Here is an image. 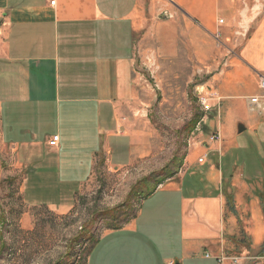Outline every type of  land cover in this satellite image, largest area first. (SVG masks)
<instances>
[{"label":"crops","instance_id":"obj_1","mask_svg":"<svg viewBox=\"0 0 264 264\" xmlns=\"http://www.w3.org/2000/svg\"><path fill=\"white\" fill-rule=\"evenodd\" d=\"M165 15L229 43L202 87L204 169L191 159L91 252L116 236L99 264H152L154 245L177 236L163 264H264V106H249L264 77V0H0V185L18 177L29 206L65 213L97 163H125L148 87L136 46Z\"/></svg>","mask_w":264,"mask_h":264},{"label":"rangeland","instance_id":"obj_2","mask_svg":"<svg viewBox=\"0 0 264 264\" xmlns=\"http://www.w3.org/2000/svg\"><path fill=\"white\" fill-rule=\"evenodd\" d=\"M166 16L149 27L136 46L137 71L148 87L146 105L134 116L135 145L128 146V154L118 155L125 163L121 167L105 160L97 163L65 213L29 206L20 194L19 178L7 177L0 185L5 219L0 222L4 241L0 264H87L92 242L111 228L132 222L157 183H167L164 178L173 172L182 175L191 159L197 171L204 169L197 164L195 150L207 139L199 131L201 123L196 128L194 123L208 114L198 97L210 76L224 67L229 43L215 40L180 15ZM115 237L102 240L88 264H99ZM158 244L151 249L152 264H163V256L177 247V236L167 248Z\"/></svg>","mask_w":264,"mask_h":264},{"label":"built area","instance_id":"obj_3","mask_svg":"<svg viewBox=\"0 0 264 264\" xmlns=\"http://www.w3.org/2000/svg\"><path fill=\"white\" fill-rule=\"evenodd\" d=\"M51 4H53V2ZM219 24H222V21H219ZM214 38H215V40L221 39L220 35L218 33L214 35ZM258 88H259V91L261 94L249 98V106H250L251 110H254V109L262 110L263 109V106H264V77L259 78ZM208 101H209L208 96L200 95L198 97V102L201 105L204 113H209L211 110ZM218 140H219L218 134H213L210 136V141H218ZM57 141H58L57 136L52 137L51 141H49V146H51V147L55 146ZM204 162H205V156L200 157L197 160L198 164H203ZM217 261H218V264H224L226 262H228L229 264H239L240 258H238V257H222V258H219Z\"/></svg>","mask_w":264,"mask_h":264},{"label":"trees","instance_id":"obj_4","mask_svg":"<svg viewBox=\"0 0 264 264\" xmlns=\"http://www.w3.org/2000/svg\"><path fill=\"white\" fill-rule=\"evenodd\" d=\"M202 117H203V116H201V117H199V118L196 119V121H195V123H194V127H195V128H196V126L200 125L201 120H202ZM175 174H176V173L173 172L171 176H166V177L164 178V180H168V179L172 178L173 176H175ZM160 185H162V182L157 183V184L154 186V188H152L151 191H150V192H149V193H148L143 199H145L146 197H148L149 195H151V194H152V193L158 188V186H160ZM4 221H5V219H4V217H3V212H2V210H1V208H0V222L3 223ZM120 228H121V227H119V226H115V227L111 228L110 231H112V230H118V229H120ZM97 241H98V240H95V241L92 242L91 247H90V249H89L88 252H87V258H88L89 253L91 252L92 248H93L94 245L97 243ZM3 249H4V241H3V239H2V233L0 232V252L3 251Z\"/></svg>","mask_w":264,"mask_h":264},{"label":"water","instance_id":"obj_5","mask_svg":"<svg viewBox=\"0 0 264 264\" xmlns=\"http://www.w3.org/2000/svg\"><path fill=\"white\" fill-rule=\"evenodd\" d=\"M164 17H167L166 15Z\"/></svg>","mask_w":264,"mask_h":264}]
</instances>
